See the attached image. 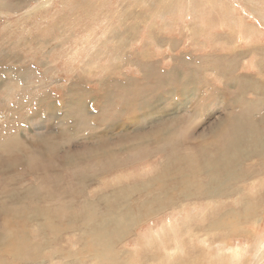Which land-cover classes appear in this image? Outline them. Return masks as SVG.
<instances>
[{"label": "rangeland", "instance_id": "rangeland-1", "mask_svg": "<svg viewBox=\"0 0 264 264\" xmlns=\"http://www.w3.org/2000/svg\"><path fill=\"white\" fill-rule=\"evenodd\" d=\"M0 264H264V0H0Z\"/></svg>", "mask_w": 264, "mask_h": 264}, {"label": "crops", "instance_id": "crops-1", "mask_svg": "<svg viewBox=\"0 0 264 264\" xmlns=\"http://www.w3.org/2000/svg\"><path fill=\"white\" fill-rule=\"evenodd\" d=\"M132 216H133V215H130V218H131ZM122 218H123L124 221H127V215L124 214L123 212H122Z\"/></svg>", "mask_w": 264, "mask_h": 264}, {"label": "bare ground", "instance_id": "bare-ground-1", "mask_svg": "<svg viewBox=\"0 0 264 264\" xmlns=\"http://www.w3.org/2000/svg\"><path fill=\"white\" fill-rule=\"evenodd\" d=\"M35 123V122H34ZM147 208V207H146ZM129 213H132L131 211H129ZM135 218V217H134ZM130 219H132V217L130 218ZM105 226H106V224H105ZM101 228H103V227H101ZM105 228H103V230H104ZM103 230H101V231H103ZM33 241V240H32ZM99 245V244H98ZM113 246V245H112ZM107 247V246H106ZM113 249V248H112ZM108 250H110V248L108 249ZM106 251V250H105ZM114 251V250H113ZM116 252V251H115ZM108 254V253H107ZM114 254V253H113Z\"/></svg>", "mask_w": 264, "mask_h": 264}]
</instances>
